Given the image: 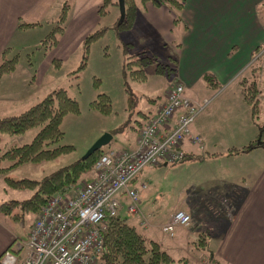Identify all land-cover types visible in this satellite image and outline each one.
<instances>
[{"label":"rangeland","instance_id":"obj_1","mask_svg":"<svg viewBox=\"0 0 264 264\" xmlns=\"http://www.w3.org/2000/svg\"><path fill=\"white\" fill-rule=\"evenodd\" d=\"M258 3V8H261V14H264V0ZM98 4L96 6L97 14L94 19L91 20V14H84L83 21L79 24L75 25L77 23L76 19L72 20V24L75 25L72 32H69L65 37L63 44L59 45L57 49H53L55 54L62 55V60L52 57L57 58L59 61L58 65L54 66L51 63L52 58H50V63L44 65L45 70L38 80L31 79L32 76H36L33 70L38 65V62L44 59L48 49L42 52L40 47H36V44L38 39L48 29L51 21L44 20V17L40 19V23L22 27V29L15 31L13 34V43L9 45L10 52L17 51L14 74L20 76L26 68L29 70V77L28 81L26 80L25 82L22 99L18 100L19 98L16 97L15 104L21 102L23 98L31 99L33 102L49 89L60 85L65 88L69 95L76 99L78 110L64 113L59 122L62 134L57 142L68 143L72 147L52 158L39 161H22L9 167L5 172H0V200L24 197L31 191L29 188L10 186L3 179V174H7L10 177L26 176L38 178L47 171L81 156L90 142L102 131L110 132L109 148H120L131 142L136 129H132L131 126L126 124L128 115V123L136 125L133 118L138 120L143 118L136 110L139 109L145 112L146 110L154 109L163 100L165 89L174 81L172 79L176 73V63L173 55L169 54L173 53L172 49L159 47V50H149L147 47L140 48L129 44L127 53L138 50H143L145 53H153L157 61L167 62L173 68H169L164 72L155 71V62L152 60L144 66L145 79L141 81L129 79L128 83L134 94V99L127 112L125 108V91L120 75V64L124 56L121 42L127 40V34L129 37L132 35L135 39H137V36L135 37L134 29L132 31H126L128 28L118 31L114 30L112 23L118 13L116 4H106L105 8L107 9L102 13L97 12ZM184 4H186V0H184L182 7ZM211 5L217 4L214 1ZM58 6V1L52 4L51 11L53 15L56 14ZM70 6L64 24L70 21L69 12L72 7ZM193 6L187 4L191 15L198 17H201L210 8V4L206 7L203 5L202 9L199 8V5ZM170 11L172 12V22H174V12H176V17L181 21L180 11L175 10L173 12L171 9ZM82 12L79 13V17L83 15ZM48 16L50 15L47 14L46 19H51ZM98 25L104 26L103 32L89 42L85 64L78 71L73 72L72 69L75 67L82 50L80 46L81 37L85 32ZM84 28L88 29L74 43L73 33L78 29ZM17 40L19 42L16 44ZM255 46L257 49L250 53V61L246 70L248 76L256 80L257 116H250L248 104L241 99L239 92H237L239 84L234 79V76L233 79L230 78L227 82L219 83L217 86L204 85L203 81L199 79L189 88L188 94L192 98L197 97L198 99H201L202 97H199L204 95L207 99L204 105L194 114L191 121V123L199 122L198 126H200L202 133L200 136L201 146L195 145L197 149L192 151V154H186L179 160H159L156 163L144 165L138 169L129 182L138 192L137 205L139 210L136 214L125 211L124 203L126 200L124 197L119 198L121 206L117 208L118 215L134 222L136 228L142 232L146 230L145 234L161 243L166 250L168 248H165V245H169V241H171V244L180 245L177 237L180 236L181 233L179 234V232L181 231L176 229L174 233L176 235L170 238L167 232L159 229L160 223L166 220L167 215L175 207L184 210L188 206L195 208L194 218L190 219L189 224L185 227L179 226L190 227L191 242L188 247L191 248V252L188 253L187 257L179 260L175 259L174 264H214L216 262L208 255L210 249H213L212 243L216 241L219 235L218 233L215 234L220 224V221L217 222L216 216L219 213L221 218H224L233 208L225 206L224 202L227 200L226 192H223L225 189L219 184L221 180H216V177H220L223 173L225 177L235 179L232 185L236 187L230 197L238 199L245 191L248 183L247 177L242 180L239 175L245 169L250 171V173H254L257 168V165L250 166L247 164L246 160L249 154H253L256 150H261V148L264 149V136L261 140H258L262 142L258 145L261 148L257 147L251 153L250 146L243 148L239 155L224 153L226 146L232 143L240 145L243 143L242 141H247V137H251V133H256L257 124L264 123V52L261 50L264 47V41L254 44L253 47ZM260 50L263 52L261 55L263 57H260L261 60H251L254 56L253 54H257ZM27 59L31 61L30 65L27 63ZM249 64L251 65L250 69H248ZM31 72L32 75H30ZM94 78H97L95 82L93 81ZM199 83H202V87L199 86ZM97 92H104L108 95L110 105L107 112H101L89 105V100L95 97ZM151 98H154V100H151ZM130 118L132 119L130 120ZM251 126L255 128L254 131H250ZM36 127L35 125L29 126L22 132H1L0 150L5 144L29 140ZM51 144L48 143V145ZM210 149L217 150L216 157L204 159V156H208V154H200V152ZM259 160H254V163L257 164ZM8 161V159L2 158L0 159V164L4 165ZM77 184L78 182L73 187H76ZM216 206L220 212L215 211L213 214L212 207L216 208ZM150 214L153 220L149 218ZM32 217L30 213H24L18 222L0 212V226L3 228H0V234L5 237V233L9 232L11 236H22L26 228H28L27 225ZM139 219L143 223H140ZM150 222H157L158 225L152 226ZM150 224L151 226H149ZM143 225H146V227L144 228ZM205 227H210L213 233H210L208 228L207 232H205ZM167 252L176 257L177 255L180 256L176 250L168 249ZM181 254L183 255V253ZM168 263H173V260L160 264Z\"/></svg>","mask_w":264,"mask_h":264},{"label":"crops","instance_id":"obj_2","mask_svg":"<svg viewBox=\"0 0 264 264\" xmlns=\"http://www.w3.org/2000/svg\"><path fill=\"white\" fill-rule=\"evenodd\" d=\"M57 1L60 3L61 0H0V49L6 44L13 43V34L15 31L22 29L16 27L17 18L29 21L40 20L44 17L46 18L47 14L50 15L48 18H52L55 15L51 11L52 4ZM99 1L71 0L70 21L64 24L56 43L52 48L48 49L44 59L40 60L38 65L34 67L33 73L34 75L36 73V76H32L31 79H40L42 72L45 70L44 65L50 63V58L57 57L60 61L62 60V55L55 54L53 49H57L59 45L63 44L65 37L69 32H72L73 26L83 21L84 14H91V20L96 17V6ZM214 1L217 5H211ZM260 1L186 0V4L180 9L181 21L176 19L173 20L174 22H172V12L166 5H153L149 1H144L143 3L136 1L133 20L126 31L134 29L137 39L133 38L132 35L129 37L127 34L126 41L140 48L147 47L149 50H159V47L172 49L173 53L169 54L173 55L176 63V73L173 79H177L183 84L184 93L189 98L198 101L200 99L197 97L192 98L188 94V90L199 79L202 80L200 73L203 70L210 71L218 84L225 83L230 78L233 79V76L236 82L242 77L250 78L246 70L247 64L250 61V53H252L254 44L264 41V14H261V8H258V2ZM187 4L199 5L200 9L203 8V5L206 7L210 4V8L201 17H198L191 15ZM81 11H83V15L79 17ZM73 19L77 21L75 25L72 24ZM88 28L76 30L73 33V42L76 43ZM18 42L17 40L16 44ZM263 52L258 59L261 60ZM253 59L254 56L251 60ZM26 69L20 76L14 74L15 67L8 72L0 74V115L16 113L32 102L31 99L23 98L21 102L15 104V98L18 97V100H20L24 94L25 82L26 80L28 81L29 77V70L28 68ZM203 83L204 85H209L204 81ZM201 85L202 83H199L200 87H202ZM201 97H204V95H201L199 98ZM191 121L189 123V134H196L199 140L192 142L187 136L182 139L180 147L186 154H192V151L197 149L195 145L201 146L200 136L202 133L200 126H198L199 122L191 123ZM251 127L250 131H254L255 128ZM251 134L252 137L254 134ZM134 139L135 135L131 142L120 148L132 146ZM232 144L236 145L235 143ZM259 144L261 143L257 142L250 146V153L259 147ZM263 150V148L256 150V152L249 154L247 157V164L250 166L257 165V168L254 173H250V171L245 169L239 175L242 180L247 177L248 183L245 191L238 199L230 197L236 187L232 185L235 179L225 177L223 173L220 177H216V180L222 181L219 184L225 189L223 192H226L227 200L224 202L225 206L233 208L224 218H221V214L217 213V222L220 221V224L215 234L218 233L219 235L216 241L212 243L213 249H210L208 254L211 259L216 261L214 264H264ZM239 153L240 151L234 155H239ZM215 155L217 153L204 156V159H213L216 157ZM258 159H260L259 162L255 164L254 160ZM212 210L213 214L215 211L220 212L217 206L216 208L212 207ZM186 211L189 212L190 219L194 218V207L188 206ZM151 216L150 214L149 218L153 220ZM150 223H152V226L158 225L157 222ZM143 227L145 228L146 225H143ZM0 228L3 229L1 226ZM189 228L176 226L173 234L169 235L170 238H173L176 235L174 234L176 229H180L181 231L179 232V234L181 233L180 236L177 237L180 245L171 244V241H169V245H165V248L173 251L176 250L180 254L177 257L172 255L174 258L182 259L183 257H187L188 253L191 252V248L188 247L191 242V231ZM207 228L210 233H213L210 227H205V232H207ZM26 230L22 236H11L9 232L5 233V237L0 234V252L13 240L12 248H9L15 258L12 264H21L23 248L21 246L14 247V244L24 238ZM145 232L146 230L143 231L144 235H146ZM159 245L164 249L161 243ZM174 262L168 264H174Z\"/></svg>","mask_w":264,"mask_h":264},{"label":"trees","instance_id":"obj_3","mask_svg":"<svg viewBox=\"0 0 264 264\" xmlns=\"http://www.w3.org/2000/svg\"><path fill=\"white\" fill-rule=\"evenodd\" d=\"M122 1L123 13L122 15L117 13V16L112 23L115 31L129 28L133 20L136 1H149L153 5L164 4L173 12L175 10L180 11L184 2V0ZM70 3V0H61L53 18H44V20L51 21V23L36 44V47H40L42 52H45L57 41L58 36L64 27V21ZM112 3L116 4V0H100L97 12H105L107 9L105 8L106 4ZM174 15V20L178 19L176 17V12H174ZM40 21L41 20L28 21L22 18H17L16 27L22 28L31 26L40 23ZM103 30L104 26L98 25L85 32L81 37L80 46L82 50L75 67L72 69L73 72L78 71V69L85 64L86 50L89 42L99 36ZM130 43L131 42L129 41L121 42V49L124 52V56L120 64V75L122 86L125 91V108L127 112L134 99V94L128 83L129 79L137 81L145 79L146 74L144 66L152 60L155 62V71L164 72L169 68H173V66H169L167 62L157 61L153 53H145L143 50L127 53V46ZM256 49L257 47L255 46L252 53ZM263 50L264 49H262V51ZM261 53L260 50L254 55V59L257 60ZM16 56L17 51L10 52L9 44L4 45L0 49V74L13 69ZM51 61L54 66L59 63L57 58H52ZM27 63L30 65L31 61L27 59ZM250 67L251 65L248 69H250ZM30 75H32V72ZM200 77L209 85L217 86L218 84L210 71L203 70L200 73ZM96 80L97 78H94L93 81L95 82ZM237 83L239 84L238 92L241 99L249 106L250 116L256 117L258 114V98L255 78L250 77L247 79L242 77ZM151 100H154V98H151ZM89 105L95 107L101 112H107L110 105L108 95L104 92H97L95 97L89 100ZM77 110L76 99L69 95L63 86L59 85L49 89L38 99L18 112L0 115V133L22 132L29 126H37L29 140L20 143L11 142L5 144L1 148L0 159L5 158L9 161L4 165L0 164V172H5L9 167L22 161L49 159L69 150L72 147L71 144L57 142L62 134L59 122L64 113L68 111L75 112ZM152 110H146L145 112L139 109L136 110V112L143 117L142 120L133 118L136 125L133 123L130 124L128 123V115L126 124L131 126L132 129H137ZM131 119L132 118H130V120ZM256 130V133L246 142L238 146L233 144L226 146L224 153L235 154L245 147L256 144L258 140H261L264 136V123L257 124ZM108 142L92 150L84 157H76L67 163L47 171L38 178L26 176L10 177L7 174H3V179H5L6 183L10 186L15 188H29L31 191L24 197H12L0 200V212L19 222L24 213H30L34 216L50 194L54 192L65 194L71 193L74 188L73 185H75L80 179H86L92 176L93 161L101 151L109 147ZM48 143L52 144L48 145ZM204 153L209 156L214 155L217 152L214 149L203 150V152H200V154ZM183 155H186V152H184ZM101 237L102 246L98 254L99 264H160L179 259L174 258L169 254L155 239L144 235L141 230L136 228L134 222L128 221L122 216L120 217L117 212L110 216H106L104 220V228L101 231ZM12 242L13 240L5 248H12Z\"/></svg>","mask_w":264,"mask_h":264},{"label":"built area","instance_id":"obj_4","mask_svg":"<svg viewBox=\"0 0 264 264\" xmlns=\"http://www.w3.org/2000/svg\"><path fill=\"white\" fill-rule=\"evenodd\" d=\"M173 80L163 100L136 129L132 146L101 151L93 161L90 178L79 180L69 194L54 192L46 198L24 238L14 244L23 248L21 264H99L104 220L117 212L119 198L126 200L125 211L136 214L139 210L138 192L129 183L132 176L144 165L181 159L180 144L185 136L192 142L199 140L196 134H189L188 125L207 99L192 100L183 84ZM189 222L190 214L175 208L160 228L171 235L176 226L185 227ZM14 260L9 248L0 252L1 264Z\"/></svg>","mask_w":264,"mask_h":264},{"label":"water","instance_id":"obj_5","mask_svg":"<svg viewBox=\"0 0 264 264\" xmlns=\"http://www.w3.org/2000/svg\"><path fill=\"white\" fill-rule=\"evenodd\" d=\"M116 5L118 8L119 15H122L123 13V1L122 0H116ZM110 139V132L108 131H102L100 134H98L87 146L81 157H84L88 153H90L92 150L100 147L101 145L107 143ZM259 143H262L261 141H258ZM264 144V143H263Z\"/></svg>","mask_w":264,"mask_h":264}]
</instances>
